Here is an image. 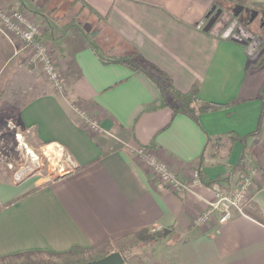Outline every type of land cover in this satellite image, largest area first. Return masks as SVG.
<instances>
[{
	"label": "crops",
	"instance_id": "1",
	"mask_svg": "<svg viewBox=\"0 0 264 264\" xmlns=\"http://www.w3.org/2000/svg\"><path fill=\"white\" fill-rule=\"evenodd\" d=\"M83 1L96 14L77 0H0L8 8L23 7L39 26L38 39L51 48L66 86L61 93L50 82L33 80L21 88L16 121L39 142L61 148L73 164L49 180L0 177V259L98 248H105L104 255L123 253L124 247L115 244L147 229L162 230L163 236L144 244L147 253L132 255L124 264H264V223L245 212L264 217V119L257 136L241 139L257 128L263 106V82L247 69L249 43L223 38L219 20L210 30L198 27L208 23L213 6L212 12H223L219 0ZM248 2L251 7L238 11L252 8L264 17V0ZM78 21L96 28L97 43L98 37L110 39L106 48L98 43L102 56L103 51L130 56L165 72L177 89L186 91L196 83L200 99L228 105L201 112L197 120L184 112L173 114L146 74L102 62L80 34ZM16 39L0 31L1 86L10 68L44 78L36 63L24 64ZM9 95L8 87L1 103ZM67 97L79 102L103 131L91 129ZM229 133L237 137L211 155L212 142ZM207 140L200 167L205 185L194 194L163 186L135 152L146 147L186 178ZM245 144L248 152L239 162ZM251 170L253 185L243 214L234 213L223 223L216 215L205 224L193 223L206 207L204 200L212 197L210 182L235 187L240 175Z\"/></svg>",
	"mask_w": 264,
	"mask_h": 264
},
{
	"label": "rangeland",
	"instance_id": "2",
	"mask_svg": "<svg viewBox=\"0 0 264 264\" xmlns=\"http://www.w3.org/2000/svg\"><path fill=\"white\" fill-rule=\"evenodd\" d=\"M218 4L223 8V15L220 14L217 19L220 21L218 26L219 29L227 27L230 22L232 20H235L236 18V20L239 21L243 19L246 20V18L249 16V13H252V15L250 14L252 23L250 24L249 28L255 32L254 38L257 39V41L253 42V40H251L249 44V52L251 53V57L249 60L248 70L250 71V73L256 74V77L260 79V82H264L263 15L260 13L258 14V12L255 10L253 11L252 8H250L249 10L246 9L244 10V13H241L237 9L240 7H238L231 0H219ZM243 14L246 18L243 16ZM86 30L89 31L91 37L95 39V36L92 35L96 28H92L89 25L86 26ZM103 31L102 32L104 33V36H109L110 38V33L107 30ZM251 32L252 31H250V33ZM16 40L19 42L18 45H22L21 40ZM109 42L110 39L108 38L107 40H100V37H98V43L102 48H106ZM21 52H23L24 54L21 55L23 60H25L24 57L26 59H30L32 50L21 49ZM26 63L27 62H24L26 66L31 65V63ZM37 68L39 69V66H37ZM16 72L17 70L15 71V73H13V68H10L9 74L7 75V77H5L4 85H0V91H2V95L0 97V177H10L12 180H19L29 175H33L40 180H49L56 178L58 175L73 169V164L70 161L69 157L58 146L43 144L39 142L31 131L22 129L16 121L17 103L19 102V100H17L16 98L17 95L19 96V94L23 92L20 91V89L23 87L26 88L27 85L33 84V80L35 82L42 81L44 83H49L50 81L44 75V73H42L44 75L43 79H33L34 75L24 74L22 71H20L19 73ZM50 84L53 89L56 90L52 82H50ZM8 87L10 91L9 98L6 99L4 103H1L3 96L6 97ZM65 90L66 86L64 90L61 91V93H64ZM67 101L69 102L70 107L71 104H73L74 106L79 105V108H83V106L80 105V103L75 99L67 97ZM115 245L117 247H124L123 253L128 256L145 254L148 250V247L141 243L134 234L125 237ZM104 249L105 248L82 251L70 250L68 252L59 254L24 253L4 257L0 259V264H35L40 261L50 262L52 264H73L85 260L99 258L104 255Z\"/></svg>",
	"mask_w": 264,
	"mask_h": 264
},
{
	"label": "built area",
	"instance_id": "3",
	"mask_svg": "<svg viewBox=\"0 0 264 264\" xmlns=\"http://www.w3.org/2000/svg\"><path fill=\"white\" fill-rule=\"evenodd\" d=\"M212 14L213 12L209 15L211 16ZM215 22L208 28L209 30ZM206 24V22H200L198 27L205 30ZM218 30V33L222 34L223 31L221 29ZM0 31L6 36L11 35L21 40L22 49L32 50L30 59L27 58V62L38 64L42 73L52 82L55 89L60 92L64 90L65 79L51 52V48L46 42L38 39L40 36L39 26L31 20L24 9L16 7L8 8L0 3ZM71 107L91 129L103 131L97 120L84 108H79V105L74 106L73 104H71ZM135 152L151 171L154 172L158 181L173 192L194 194L198 188L205 185L202 182L198 166L192 169L189 177L181 178L173 168L159 160L146 147H138ZM253 174V170L241 174L235 187H230L219 181L210 182L208 185L211 188L212 197L209 200H204L206 207L193 218V223L195 225L205 224L209 222L213 215H216L219 223H223L233 217L234 213L243 214L244 207L249 201L250 190L253 185ZM155 230L156 228L152 229V231Z\"/></svg>",
	"mask_w": 264,
	"mask_h": 264
},
{
	"label": "trees",
	"instance_id": "4",
	"mask_svg": "<svg viewBox=\"0 0 264 264\" xmlns=\"http://www.w3.org/2000/svg\"><path fill=\"white\" fill-rule=\"evenodd\" d=\"M77 1H79L82 8H87L92 14H96V11L93 10L90 6H88L87 3H85L83 0H77ZM231 1H233L238 7L240 6L249 7L250 6V3L248 2V0H231ZM16 8L24 9L21 6H18ZM77 25H79L80 34L85 37V40L88 41L89 45L94 50V52L98 54L102 62L104 63H108V62L123 63L135 72H143L144 74H146L149 77V79L152 81V83L158 88L160 94L163 97L165 105H167L171 109L173 114L177 112H184L190 115L191 117H193L195 120H197V115L201 112L219 109V108H222L228 105V103H218V102L205 101V100L200 99L198 97V85L196 83H193L192 86L188 90L181 91L173 86L170 78L167 76L165 72H162L153 66L144 65L138 60L131 58L130 56H126V55L110 56L104 51L102 52L104 56H102L99 44L94 40L93 37H91V35L89 34V31L86 30V26H89V24L84 23V22L81 23L78 21ZM248 68H249V63L247 65V69ZM261 94L263 95V106L261 110V116L259 119V123H258L257 128L253 132L241 137V139L245 140V142L248 136H251V137L257 136L261 131L262 121L264 119V82H263V85L261 86ZM1 95H2V91H0V97ZM235 137L237 136H235L232 133H229V134H225L224 136L220 138L215 139L212 142L213 151L210 154L213 156L219 155L222 146L226 142L233 141ZM208 142L209 141L207 140V145H205L197 161V166L199 168L201 167V165L203 164L206 158V155H207L206 152L208 151V147L206 146H208ZM103 152H106V151H103ZM247 152H248V147L245 144V148L240 156L239 162L245 160ZM217 180H221V178H218ZM245 212H248L249 214L251 213L252 216L256 217L259 221L264 223V217L258 211H251V210L245 209ZM135 236L141 243L146 245V244H151L153 242L158 241L163 236V232L162 230L155 231V232H149L147 229H143L135 233ZM121 254L124 258V261H127L130 257H132L124 253H121ZM35 264H52V263L40 261Z\"/></svg>",
	"mask_w": 264,
	"mask_h": 264
},
{
	"label": "water",
	"instance_id": "5",
	"mask_svg": "<svg viewBox=\"0 0 264 264\" xmlns=\"http://www.w3.org/2000/svg\"><path fill=\"white\" fill-rule=\"evenodd\" d=\"M213 9L214 6L211 10H209L208 15L212 12ZM221 13L222 10L220 8L216 9L215 12H213V14L210 16L205 29H208L216 21ZM236 24L237 20H232L222 32L221 36L223 38H231L237 40L244 44H248V42L251 40H253V42L257 41V39L254 38V35L251 34L244 26H236ZM164 233H166V229L164 230ZM73 264H124V258L119 251H111L99 258L85 260Z\"/></svg>",
	"mask_w": 264,
	"mask_h": 264
},
{
	"label": "flooded vegetation",
	"instance_id": "6",
	"mask_svg": "<svg viewBox=\"0 0 264 264\" xmlns=\"http://www.w3.org/2000/svg\"><path fill=\"white\" fill-rule=\"evenodd\" d=\"M241 13L243 12V11H240ZM244 13V12H243ZM250 14L252 15V13L250 12L249 13V16L246 18L245 16H244V14H243V16L246 18V20H237L238 22H237V24H236V26H238V25H241V26H244L248 31L250 30V31H252L251 32V34L253 33V35H254V31L253 30H251L249 27H250V24L252 23V20H251V17H250ZM236 18V17H235ZM237 19V18H236ZM226 28V27H225ZM225 28H223V29H221L222 31H224L225 30ZM249 31V32H250ZM255 36V35H254ZM249 44H250V41L248 42Z\"/></svg>",
	"mask_w": 264,
	"mask_h": 264
},
{
	"label": "bare ground",
	"instance_id": "7",
	"mask_svg": "<svg viewBox=\"0 0 264 264\" xmlns=\"http://www.w3.org/2000/svg\"><path fill=\"white\" fill-rule=\"evenodd\" d=\"M31 151V150H30Z\"/></svg>",
	"mask_w": 264,
	"mask_h": 264
}]
</instances>
